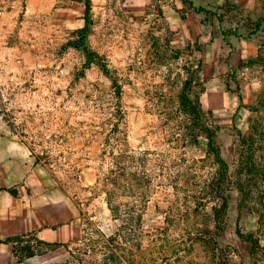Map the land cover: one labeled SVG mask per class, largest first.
<instances>
[{"label": "rangeland", "instance_id": "374dc122", "mask_svg": "<svg viewBox=\"0 0 264 264\" xmlns=\"http://www.w3.org/2000/svg\"><path fill=\"white\" fill-rule=\"evenodd\" d=\"M108 1L73 35L82 54L45 56L31 75L9 73L0 86L2 121L29 146L33 175L77 210L70 249L57 258L264 264V0ZM189 78L227 165L228 207L217 224L216 154L178 100ZM243 167L253 170L240 203ZM237 229L259 240L253 255ZM32 238H17L19 248Z\"/></svg>", "mask_w": 264, "mask_h": 264}, {"label": "crops", "instance_id": "0c3cea01", "mask_svg": "<svg viewBox=\"0 0 264 264\" xmlns=\"http://www.w3.org/2000/svg\"><path fill=\"white\" fill-rule=\"evenodd\" d=\"M110 5L108 0H0V86L9 73L31 75L45 56L55 62L57 55L82 54L85 44L73 47V35L88 31V20ZM44 67L47 74L55 72L54 66ZM2 116L0 95V264L65 263L67 258L57 255L70 249L77 210L65 193L49 196L47 179L33 175L39 169L29 146ZM28 236L30 244L19 248L17 238Z\"/></svg>", "mask_w": 264, "mask_h": 264}, {"label": "trees", "instance_id": "16d2710c", "mask_svg": "<svg viewBox=\"0 0 264 264\" xmlns=\"http://www.w3.org/2000/svg\"><path fill=\"white\" fill-rule=\"evenodd\" d=\"M183 3L189 4L191 7H193V4L190 1L187 0H181ZM194 8V7H193ZM196 9V8H195ZM196 12H201L203 11L201 8H198L195 10ZM192 84V78H189L188 80L185 81L184 87L182 91L180 92L179 95V105L181 109L183 110V113L185 116H189L193 118L195 125L198 126V135H204L206 140L208 141V149L215 152L216 154V162L218 165L217 169V177L213 179V182L211 183V190L216 189L215 191L217 192L216 196L218 198L219 208H213V213L212 217L214 219V222L217 224L221 216H223L228 207V198L226 196H221L220 188L221 185L224 181V177L227 175V165L226 163L221 159L218 150L215 149L214 145V140L216 137V132L214 129H211L207 124L204 123L203 121V111L199 105V102L197 100H193L192 98L189 97V94L187 93L189 86ZM117 88V87H116ZM119 89V88H117ZM119 91V90H118ZM238 97L240 99V95L238 94ZM197 136V135H196ZM240 143L243 144V146L247 145L248 147V141L240 138ZM249 151L252 152L251 147L248 149ZM248 159L252 160L253 162V157L251 153V157H248ZM243 162V161H242ZM250 162V161H249ZM245 165L248 164V162H244ZM247 169V170H246ZM253 170V169H252ZM251 168H241L237 170V179L234 182L235 188L237 191L242 194V198L240 199L241 202H245L247 198H249V195L251 193V188H250V180L251 178H246V172L251 173ZM239 210V209H237ZM240 214V213H239ZM238 214V215H239ZM259 215V226H262V216ZM237 236L241 239V241L246 242L250 246V255H253L256 249L259 248V240L254 237L253 234L251 233H242L238 229L236 230ZM201 239V238H200ZM204 243H207L205 240H203ZM222 264H230L227 259H224L221 261Z\"/></svg>", "mask_w": 264, "mask_h": 264}]
</instances>
